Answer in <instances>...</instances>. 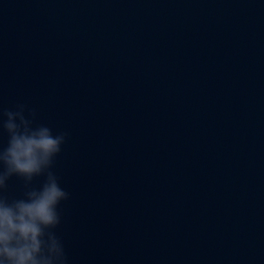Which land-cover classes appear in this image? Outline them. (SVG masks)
I'll return each mask as SVG.
<instances>
[{
    "label": "water",
    "instance_id": "water-1",
    "mask_svg": "<svg viewBox=\"0 0 264 264\" xmlns=\"http://www.w3.org/2000/svg\"><path fill=\"white\" fill-rule=\"evenodd\" d=\"M0 95L68 133L70 264H264V0H0Z\"/></svg>",
    "mask_w": 264,
    "mask_h": 264
},
{
    "label": "clouds",
    "instance_id": "clouds-1",
    "mask_svg": "<svg viewBox=\"0 0 264 264\" xmlns=\"http://www.w3.org/2000/svg\"><path fill=\"white\" fill-rule=\"evenodd\" d=\"M67 137L37 123L26 103L6 108L0 95V264H70L58 233L70 193L54 171ZM13 177L22 181L20 197L8 194Z\"/></svg>",
    "mask_w": 264,
    "mask_h": 264
}]
</instances>
